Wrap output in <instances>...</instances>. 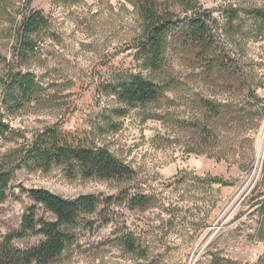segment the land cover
Masks as SVG:
<instances>
[{
  "label": "rangeland",
  "instance_id": "obj_1",
  "mask_svg": "<svg viewBox=\"0 0 264 264\" xmlns=\"http://www.w3.org/2000/svg\"><path fill=\"white\" fill-rule=\"evenodd\" d=\"M194 1L212 11L213 52L169 39L155 71L137 56L144 22L134 0H0V163L13 170L0 201V243L34 204L24 189L45 188L101 199L96 211L65 226L74 239L47 264H264V155L258 160L257 147L264 21L251 12L264 11V0ZM33 10L50 25L21 51L22 23ZM10 70L33 76L32 93L11 91ZM132 74L156 82L159 100L127 104L106 90ZM57 123L88 131L132 176L85 178L67 165L34 166L25 151ZM138 195L149 203L133 206ZM38 213L55 219L41 205ZM123 237L139 251H128ZM41 238L14 243L25 248Z\"/></svg>",
  "mask_w": 264,
  "mask_h": 264
},
{
  "label": "trees",
  "instance_id": "obj_2",
  "mask_svg": "<svg viewBox=\"0 0 264 264\" xmlns=\"http://www.w3.org/2000/svg\"><path fill=\"white\" fill-rule=\"evenodd\" d=\"M144 22L143 33L137 42V56L151 70H159L169 39H176L184 46H190L199 54L213 52L216 46L212 23L213 14L194 0H134ZM234 12V11H233ZM264 21V11H251ZM183 13L184 17H181ZM232 19L237 15L233 13ZM50 25L49 19L40 10H33L22 23L21 51L33 48L31 36ZM32 46V47H31ZM37 43L34 44L36 48ZM0 56V62L2 61ZM11 91L28 96L34 90L35 80L30 73L9 71ZM106 90L115 93L127 104H147L156 102L161 95V87L142 74H132L118 85H108ZM208 112L213 116L220 107L206 102ZM7 126L3 125L2 132ZM26 158L37 168L50 169L54 164L67 165L77 170L83 177L104 179L132 176L134 170L108 148L98 146L88 131L73 132L57 123L38 133L25 151ZM0 163V201L7 197V190L13 178V170ZM33 200L22 219L21 227L6 235L0 243V264H47L54 261L73 241L65 226L73 225L84 212L97 210L101 199L95 194H83L75 198H65L45 188L24 189ZM146 195L134 196L133 206L149 203ZM38 205L51 212L55 219H48L38 213ZM264 216V202L260 207ZM41 235L35 244L21 248L14 240L29 235ZM123 245L130 252H138L139 247L132 237H123Z\"/></svg>",
  "mask_w": 264,
  "mask_h": 264
},
{
  "label": "bare ground",
  "instance_id": "obj_3",
  "mask_svg": "<svg viewBox=\"0 0 264 264\" xmlns=\"http://www.w3.org/2000/svg\"><path fill=\"white\" fill-rule=\"evenodd\" d=\"M260 137L258 139V160L261 159L264 155V126L262 128V131L260 133Z\"/></svg>",
  "mask_w": 264,
  "mask_h": 264
}]
</instances>
